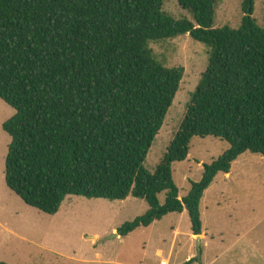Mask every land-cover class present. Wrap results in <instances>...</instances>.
Instances as JSON below:
<instances>
[{"label": "trees", "instance_id": "trees-1", "mask_svg": "<svg viewBox=\"0 0 264 264\" xmlns=\"http://www.w3.org/2000/svg\"><path fill=\"white\" fill-rule=\"evenodd\" d=\"M164 1L0 0V99L16 110L3 123L11 136L5 180L28 205L56 214L68 195L134 196L149 209L119 235L183 212L201 235L209 187L245 154L264 157V27L253 18L255 0H243L238 29L214 26L220 0H178L194 22L169 15ZM184 34L210 48L209 63L152 172L145 161L184 67L167 66L150 44ZM196 136L230 146L181 197L173 164L188 158Z\"/></svg>", "mask_w": 264, "mask_h": 264}, {"label": "rangeland", "instance_id": "rangeland-1", "mask_svg": "<svg viewBox=\"0 0 264 264\" xmlns=\"http://www.w3.org/2000/svg\"><path fill=\"white\" fill-rule=\"evenodd\" d=\"M242 4L243 0H220L214 26L240 28L244 16ZM163 8L177 20L187 18L195 21L193 14L184 9L178 0H165ZM253 18L264 27V0H255ZM150 46L167 66L184 67L180 89L145 161V167L153 172L207 69L210 48L190 34L155 40ZM15 112L12 106L0 99V261L9 264H161L162 259H168L170 264H184L187 256L194 254L192 264L211 261L214 264H241L243 243L235 244L232 238L241 232L242 221L245 218L262 220L254 234H264V161H261V155L249 153L240 158L243 160L236 168L238 173L228 184L229 191H236L238 198L236 203L229 202L231 214L224 216L226 204L223 209L209 207V202L215 204V200L220 198L217 194L221 184L216 190L211 185L201 203L208 247L205 241L192 236V223L187 212L183 215L168 214L124 237L117 235V229L122 224L149 209L147 201L134 196L125 200H110L68 195L56 214L34 208L13 192L5 180L11 136L4 130L3 123ZM229 146L227 141L214 136L193 138L188 158L173 164V176L180 196L189 193L192 182L201 180L204 165L217 159ZM251 156L254 158L247 161V157ZM159 198L164 203L166 192H162ZM245 201L247 203L244 204ZM220 203L223 206L224 201ZM245 264L262 262L258 257H248Z\"/></svg>", "mask_w": 264, "mask_h": 264}, {"label": "crops", "instance_id": "crops-1", "mask_svg": "<svg viewBox=\"0 0 264 264\" xmlns=\"http://www.w3.org/2000/svg\"><path fill=\"white\" fill-rule=\"evenodd\" d=\"M247 158H249V159H247V161H250V159L254 158V157L251 156V157H247ZM260 159L262 162L264 161V157H261ZM242 160L240 159V160H237L236 162H234L230 172L223 174V175H220L221 176L220 180L217 181L218 178L220 177L219 176L215 180V182L212 184V186L215 187V190H216L217 186L220 187V184L222 185V187L219 188L218 194L216 193L220 198L215 200V202H216L215 204L208 201L209 207L215 206V207H218L220 209H223V207L226 204V206L224 208H227V212L224 214V216L230 215L232 212V210L230 209L229 202L235 201V203H236L238 200V198L236 197V191H233V192L229 191L228 184H230V182L233 181V176L238 173V172H236V168L238 165L240 166ZM212 186H211V188H212ZM210 189L207 190L206 194L210 191ZM206 194H205V196H206ZM204 199H205V197H204ZM204 199H203L202 203L204 202ZM223 201H224L223 206H221L220 202H223ZM245 203H247V202L245 201L244 204ZM245 209L247 210L246 207H245ZM216 213H217V211H216ZM183 214H185V212H183L182 215ZM221 215L223 216L222 213H221ZM202 217H203V215H202ZM261 222H263V221L260 219L245 218L242 221V228L240 230L241 232L237 233L235 235L236 238H232V240L235 241V244H237L241 241L243 243V245H242L243 250L240 254L241 259H242L241 264H245L246 259L248 257H250V258L258 257L259 259H261L262 264H264V234H260V233L258 235L254 234L255 231L257 230L258 226L261 225L260 224ZM192 236L195 238L198 237V235H194V234H192ZM199 237H200V241L201 242L205 241V244L208 247L209 244L206 243V241L208 240L207 233H205V231H203V233L201 235H199ZM193 257H194V254H189L186 258V261H189ZM239 260H240V257H239ZM205 264H214V262L211 261L210 263H205Z\"/></svg>", "mask_w": 264, "mask_h": 264}, {"label": "built area", "instance_id": "built-area-1", "mask_svg": "<svg viewBox=\"0 0 264 264\" xmlns=\"http://www.w3.org/2000/svg\"><path fill=\"white\" fill-rule=\"evenodd\" d=\"M161 264H170V261L168 259H162Z\"/></svg>", "mask_w": 264, "mask_h": 264}, {"label": "water", "instance_id": "water-1", "mask_svg": "<svg viewBox=\"0 0 264 264\" xmlns=\"http://www.w3.org/2000/svg\"><path fill=\"white\" fill-rule=\"evenodd\" d=\"M117 235H119V234H117ZM198 239L200 240V237H199V235H198ZM201 255V249L199 248V256Z\"/></svg>", "mask_w": 264, "mask_h": 264}]
</instances>
